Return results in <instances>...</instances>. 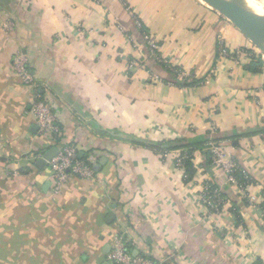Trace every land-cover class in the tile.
I'll use <instances>...</instances> for the list:
<instances>
[{
    "label": "crops",
    "instance_id": "1",
    "mask_svg": "<svg viewBox=\"0 0 264 264\" xmlns=\"http://www.w3.org/2000/svg\"><path fill=\"white\" fill-rule=\"evenodd\" d=\"M17 50L34 85L13 69ZM36 91L57 131H38ZM210 133L255 202L210 162ZM66 144L99 168L52 196L36 163ZM206 181L227 195L220 215L202 206ZM119 232L165 264H264V56L202 0H0V264H103Z\"/></svg>",
    "mask_w": 264,
    "mask_h": 264
},
{
    "label": "built area",
    "instance_id": "2",
    "mask_svg": "<svg viewBox=\"0 0 264 264\" xmlns=\"http://www.w3.org/2000/svg\"><path fill=\"white\" fill-rule=\"evenodd\" d=\"M2 29L6 32L11 31L14 27L12 20L2 22ZM146 44L151 52L156 53V43L149 34H144ZM218 53L223 57H228L235 61L239 59V51H229L223 45V42L218 44ZM243 53L245 52L242 50ZM167 63L165 60H161ZM139 62L134 59H129V67L139 69ZM13 69L19 75L21 81L25 85H34L35 79L30 71L26 55L17 50L13 57ZM176 75L187 77L189 74L177 68ZM151 79L160 81V77L148 72ZM30 113L34 123L38 127L39 132L57 131L56 115L50 102L42 98L36 91L34 100L31 104ZM205 149L209 154L210 162L223 171L225 174V183L230 187L236 188V192L241 199L249 203L256 201V198L246 192V181L249 176L242 171L231 153L227 152L223 147L221 140H217L211 133L205 143ZM162 155H168V151H164ZM186 152L178 155L175 165L178 168H184V161L187 158ZM90 158L82 159L79 157V150L74 144L61 145L57 148L56 154L48 161L50 193L52 196L58 195L63 187L73 179H87L94 176L95 171ZM240 174V176H239ZM220 186H212L206 181L202 185L201 201L203 208L213 214L220 215L221 212L230 206L227 197L221 195ZM129 240L124 233H114L111 236L110 248L107 252V261L111 264H165L161 260H155L147 255L134 254L132 248L128 244Z\"/></svg>",
    "mask_w": 264,
    "mask_h": 264
},
{
    "label": "water",
    "instance_id": "3",
    "mask_svg": "<svg viewBox=\"0 0 264 264\" xmlns=\"http://www.w3.org/2000/svg\"><path fill=\"white\" fill-rule=\"evenodd\" d=\"M212 9L217 11L220 15L226 18L233 24L239 32L264 56V9L257 10L253 5L244 0H202ZM251 17H255L257 24L255 26L251 23ZM37 127V125H36ZM38 128V127H37ZM57 148L51 147L37 160L38 166L48 165V161L56 154ZM82 153H79L81 157ZM101 163V161H99ZM99 164L93 166L94 170H98ZM50 185V181L46 182L43 190L46 191ZM111 216V214L109 215ZM113 217V215H112ZM109 221V219H107ZM109 249L106 245L105 251ZM103 264H111L104 262Z\"/></svg>",
    "mask_w": 264,
    "mask_h": 264
},
{
    "label": "trees",
    "instance_id": "4",
    "mask_svg": "<svg viewBox=\"0 0 264 264\" xmlns=\"http://www.w3.org/2000/svg\"><path fill=\"white\" fill-rule=\"evenodd\" d=\"M208 139V138H207ZM207 139L204 141L205 143H206V141H207ZM205 143H204V147H205ZM190 153V150H188L187 151V155ZM207 155H208V157H209V154L207 153ZM190 156V155H189ZM87 157H88V153L86 154H83V157H82V159H87ZM184 165H185V167H186V169H188V168H190V165H189V158H187V159H185V161H184ZM239 176H240V174H239ZM241 177V176H240ZM208 183L209 184H212V186H218V185H216V184H213L211 181H208ZM221 195L222 196H225V197H227V195H226V193L222 190L221 191ZM245 201V200H244ZM234 206V205H233ZM237 208L236 207H234L233 209H232V212H233V214L236 216L237 215Z\"/></svg>",
    "mask_w": 264,
    "mask_h": 264
},
{
    "label": "bare ground",
    "instance_id": "5",
    "mask_svg": "<svg viewBox=\"0 0 264 264\" xmlns=\"http://www.w3.org/2000/svg\"><path fill=\"white\" fill-rule=\"evenodd\" d=\"M247 1L249 4L253 5L257 10L262 11L264 9V6L258 3H255L251 0H244ZM251 23L253 26H255L257 24V20L255 17H251ZM263 41H264V36H263Z\"/></svg>",
    "mask_w": 264,
    "mask_h": 264
},
{
    "label": "rangeland",
    "instance_id": "6",
    "mask_svg": "<svg viewBox=\"0 0 264 264\" xmlns=\"http://www.w3.org/2000/svg\"><path fill=\"white\" fill-rule=\"evenodd\" d=\"M251 1H253V2H255V3H258V4H261V5H263L264 6V0H251ZM248 41V40H247ZM249 42V41H248ZM250 43V42H249ZM252 45V44H251ZM252 46H254V45H252ZM258 51V50H257ZM109 248H110V245H109ZM109 251V250H108Z\"/></svg>",
    "mask_w": 264,
    "mask_h": 264
}]
</instances>
